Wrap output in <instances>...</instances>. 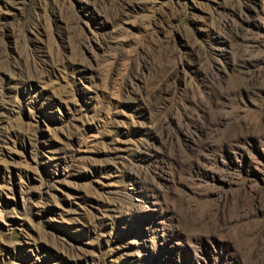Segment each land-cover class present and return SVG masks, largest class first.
Here are the masks:
<instances>
[{"label":"rangeland","instance_id":"obj_1","mask_svg":"<svg viewBox=\"0 0 264 264\" xmlns=\"http://www.w3.org/2000/svg\"><path fill=\"white\" fill-rule=\"evenodd\" d=\"M0 264H264V0H0Z\"/></svg>","mask_w":264,"mask_h":264}]
</instances>
